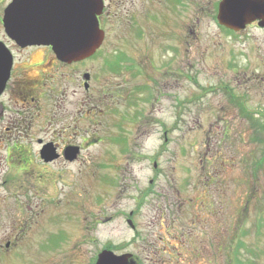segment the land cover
I'll use <instances>...</instances> for the list:
<instances>
[{
    "label": "rangeland",
    "instance_id": "rangeland-1",
    "mask_svg": "<svg viewBox=\"0 0 264 264\" xmlns=\"http://www.w3.org/2000/svg\"><path fill=\"white\" fill-rule=\"evenodd\" d=\"M105 1L102 48L121 54L109 66L125 59L122 88L128 91L133 78L131 54L134 63L167 62L166 71L150 73L162 93L183 67L179 89L172 88L183 117L177 122L167 96L151 100L132 128L124 121L125 142L115 147L105 135L118 116L83 115L108 102L98 101L96 83L87 96L80 87L82 72L98 73L101 54L69 71L67 82H57V114L71 112L75 144L97 141L84 145L78 163L46 169L49 179H34L32 170H46L32 162L23 183L3 184L8 168L0 165V264H94L105 246L139 264H264V162L254 170L264 141L252 140H264V28L252 23L228 32L205 17L196 23L197 9L185 0L177 40L183 53L168 56L158 46L166 34L150 21L155 10L145 0ZM148 1L156 8L159 0ZM139 31L143 40L134 35ZM120 101L122 122L133 109ZM172 127L164 144L160 134ZM28 137L24 144L33 145ZM26 150L33 156L34 146Z\"/></svg>",
    "mask_w": 264,
    "mask_h": 264
},
{
    "label": "flooded vegetation",
    "instance_id": "flooded-vegetation-1",
    "mask_svg": "<svg viewBox=\"0 0 264 264\" xmlns=\"http://www.w3.org/2000/svg\"><path fill=\"white\" fill-rule=\"evenodd\" d=\"M12 1L13 0H0V165L4 164V166L8 168V173L2 179L3 184L23 183L26 168L30 170L33 166L32 162L44 170L57 166L65 168L67 165L78 163L81 159L84 145L86 144L89 146L92 142L97 141V139L83 138L80 144H75L73 142L72 114L69 111H65V114L58 116L57 111L58 109L60 110V104L57 103L56 94L58 81L67 82L68 78H70L69 71L71 72L74 67L84 65L88 61L93 60L98 53L101 54V64L96 68L98 73L85 70L82 72L79 80L80 87L83 89L86 96L89 94L93 84L96 83L98 86H101L98 101L103 104L104 99L108 98V102L104 103L105 106L103 105L104 109H92L90 111L91 113L85 111L83 115L87 117H96L98 113L108 110L109 112L106 113L111 114V116L115 115V118L118 116L116 120L112 121L111 130L110 127H108L107 137L105 135L106 141L114 144L115 147H119L121 142H125V136L123 135L125 134L124 121L127 119L129 126L132 128L133 120L137 118L138 113H140V111H138L139 107H143L142 104L144 106L148 105L151 100L157 103L160 98L167 96L171 105H173L172 109L174 110L175 119L177 122L182 119L183 101L179 100V96L174 94L172 88L176 86V88L179 89L177 86L180 82L182 83V77L184 76L183 67H178L176 73H171L176 77H171V81H166V85L170 86L162 93L159 89L158 82H155L156 84L153 85L150 73L155 71L160 74L166 71V68L169 66L167 62L163 64H154L149 56H144L143 59H148V57L150 59L144 63L140 61H138L139 63H134L133 58H136L134 57L136 55L131 54L130 61L133 63L129 66L133 78L130 79L128 91L122 88L123 83L120 82L123 77L120 68L125 59L119 58V60L115 61L111 66L107 65L110 57H116L121 54L112 52L105 55L102 48L107 37L104 20L109 18L105 0H103V11L98 17L99 28L104 33L100 48L92 57L71 63L58 60L51 46L37 44L21 46L6 34L3 19L5 11ZM46 1L48 2L50 0ZM145 1L150 9L155 10V12L149 13V15L152 16L150 21L154 25H157V31H164L166 34L163 43L157 42L158 46L164 48V50L166 48L168 56L178 52L177 56L181 57L183 47H179L177 40L179 35L184 32V24L181 16L186 1L159 0L155 3L157 5L156 8L153 7V1ZM220 1L221 0H192L193 5L197 9L196 13L198 14L196 23H200L201 17H205L207 20L217 23L218 5ZM136 27L135 25V28ZM157 31H154L150 38H153V35L156 34ZM134 35L136 38H140V40H143L144 36H146L140 31L138 33L136 32ZM170 35H172L173 39L168 37ZM166 37H168V39ZM136 59L139 60L138 58ZM139 74L144 75V80L141 82V75ZM68 83L72 82L69 81ZM224 88L226 89L224 94L227 97L228 91L226 87ZM122 95H124V97H122ZM63 96L64 95H62V97ZM53 98H55L54 101ZM121 98L125 99V102L131 107L130 109H133L130 117L121 118L122 122L119 118V112H117L116 109L117 103L119 105L121 102ZM109 107L113 108L111 110L112 112L109 110ZM173 130L174 127L169 129L163 128L160 136L164 140V144L168 143V132ZM128 131L129 134H133L134 132L133 130ZM40 134H42L43 137H39ZM28 135L33 136L30 139L33 145L26 146L24 144V140L30 138ZM33 146V156H31L30 150H26V147L31 148ZM45 146H49L52 149L54 156V159L48 162L44 161L41 155V151ZM69 146H77L79 148V152L73 161H67L64 157V150ZM31 173L34 179L37 178L38 180L39 178L49 179L50 175L47 170L44 172L32 170ZM168 205H171V203ZM10 243V241L6 242V248L9 247ZM135 259L137 261L136 257ZM137 264H139V260Z\"/></svg>",
    "mask_w": 264,
    "mask_h": 264
},
{
    "label": "water",
    "instance_id": "water-1",
    "mask_svg": "<svg viewBox=\"0 0 264 264\" xmlns=\"http://www.w3.org/2000/svg\"><path fill=\"white\" fill-rule=\"evenodd\" d=\"M102 10V0H13L5 11L3 25L6 34L21 46L48 45L58 60L79 62L90 58L103 42L104 33L98 24ZM217 22L233 32L243 31L254 22L264 28V0H221ZM78 151L77 147H67L65 159L73 161ZM41 155L46 162L54 159L49 146ZM95 264L135 261L131 255L116 256L104 250Z\"/></svg>",
    "mask_w": 264,
    "mask_h": 264
},
{
    "label": "trees",
    "instance_id": "trees-1",
    "mask_svg": "<svg viewBox=\"0 0 264 264\" xmlns=\"http://www.w3.org/2000/svg\"><path fill=\"white\" fill-rule=\"evenodd\" d=\"M254 120H251L250 121V127H252V126H254ZM257 132V131H256ZM252 140H254V141H256V142H260V143H263V139L261 140L260 138H258V134L256 135V137H254V138H252ZM259 160H261V162L260 161H257L256 163H255V166H254V170L256 169V170H258V169H260L261 167H262V165H263V162H264V148L262 149V151H261V154H260V159Z\"/></svg>",
    "mask_w": 264,
    "mask_h": 264
}]
</instances>
